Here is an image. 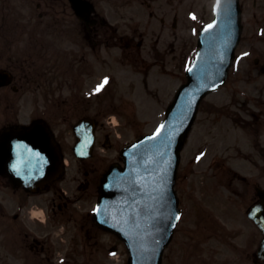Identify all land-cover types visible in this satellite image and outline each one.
Returning a JSON list of instances; mask_svg holds the SVG:
<instances>
[{
    "label": "flooded vegetation",
    "instance_id": "af4514ba",
    "mask_svg": "<svg viewBox=\"0 0 264 264\" xmlns=\"http://www.w3.org/2000/svg\"><path fill=\"white\" fill-rule=\"evenodd\" d=\"M85 1L80 18L70 0H0V137L35 118L56 115L65 89L70 92L65 100L73 102L69 112L74 111L75 96L86 101L76 86L90 83L96 65L103 71L111 68L108 60L123 66V58L134 54L170 53L174 44L167 37L179 28L187 2ZM60 37L67 38L68 48L59 46ZM143 65L132 67L129 76L141 74L148 84L152 66ZM29 101L35 109H29ZM101 160L97 154L94 161L72 160L70 187L56 181L30 191L8 171L0 174V264H98L107 259L105 231L91 221L88 208L104 174Z\"/></svg>",
    "mask_w": 264,
    "mask_h": 264
},
{
    "label": "water",
    "instance_id": "95a60500",
    "mask_svg": "<svg viewBox=\"0 0 264 264\" xmlns=\"http://www.w3.org/2000/svg\"><path fill=\"white\" fill-rule=\"evenodd\" d=\"M239 20L238 0H220L215 24L201 34V49L188 70L190 82L168 109L166 121L155 134L126 150V168L114 170L103 184L97 219L127 241L132 252L130 264L161 263L162 251L177 222L173 182L182 139L195 118L205 89L222 84L227 77L239 42ZM39 130V126L35 127L24 139L36 148L48 151L39 143L47 142L44 130ZM44 153L42 160H48L50 154ZM39 164L43 169L46 163L33 162L37 171ZM26 172L28 169L21 168L20 180L28 176ZM31 172L32 176L34 169ZM253 216L264 231L263 204L254 208ZM260 255L264 257V243Z\"/></svg>",
    "mask_w": 264,
    "mask_h": 264
},
{
    "label": "rangeland",
    "instance_id": "374dc122",
    "mask_svg": "<svg viewBox=\"0 0 264 264\" xmlns=\"http://www.w3.org/2000/svg\"><path fill=\"white\" fill-rule=\"evenodd\" d=\"M33 11L34 8L31 7V12L33 13ZM187 24L189 27L194 23H189L188 20ZM194 25L197 26V23ZM199 26L200 25L197 27ZM196 32V27H190L188 28V35L187 32L184 33V31H182L183 36H179L178 34V37H172L171 40H175L174 47L165 58L153 51L145 53L146 57L148 58V62L152 64V62L156 60L158 65L154 66L155 69H153L154 72L148 80L149 88L146 89V93L143 89L147 88L148 86L143 88L141 87L142 83L140 80L137 81L136 95L141 100L135 101V104L137 105V112L134 113V116H132V114L130 115V113H132V109H130L128 111L129 116H125L123 119L124 125L122 127L123 132L120 134L121 139L118 143L119 148L124 146L126 143L135 140L143 133L151 131L156 125H158L157 123L163 119L164 110L173 100L180 85L184 82L185 68L191 63L195 51L198 48ZM246 50L247 48L243 39L238 49L235 65L230 72V76L226 85L216 91H213L209 97H207L210 101L217 100L220 104L225 103V107L230 106L232 109L241 110L243 113L242 121H244V117L248 115L247 112L242 110L245 109V103H249L248 96L252 95L255 97L258 93H262L261 96L264 98V77H261L263 79L256 83L250 80V77H255V75L260 73V71L258 68L253 67V62L251 64L252 58H249L250 56H246ZM255 54L252 56H255ZM124 55L128 57L130 56L127 53H124ZM127 60L128 59H124L125 62H127ZM163 61H166V63L163 64ZM106 62H109L111 69L118 75V77L123 79L122 81H125L122 82L123 86H125L126 80L129 76L127 72H130L132 67L122 66L110 60ZM140 64H142V62H140ZM159 64H161V66ZM250 68L255 69V71H250ZM164 71L165 77H163ZM124 73L125 76L123 75ZM139 77H142V75ZM99 79L100 75H98L92 83L99 81ZM139 87L142 89L140 90ZM92 88L93 84L91 90ZM152 89H154L156 93L157 91L161 93L154 97ZM126 90H124V92H126ZM120 93H118L116 96L115 103L116 101H121V95H123V93ZM231 99L236 100V102H231ZM69 103V105H60L59 113L61 116L66 113L64 109H68V107L73 102L70 101ZM118 104L119 103H116L117 106ZM150 107L154 108V111L149 117L147 116V113ZM82 108L83 102H81V109ZM81 115V113L76 112L74 117L70 118L69 121L59 117L57 119L59 122L57 123V126L59 128L67 127L70 121L75 119L76 122ZM215 116L216 114L212 115L203 111L198 114L196 123L181 152L183 164L185 163L186 159H192V157L197 153L196 147H202L204 144H206L205 141L207 144H212V137L222 136L221 133L218 132L219 130L226 132L223 131V129L228 127L230 119L223 118L220 122V127L214 123ZM144 119L147 122L143 121ZM66 121L67 123H65ZM227 143L231 147L230 154L232 155V158H230L229 162L225 164V169H222V173H229L231 175L237 174L239 177L245 176L249 180L247 189L251 191L250 196L254 198L256 196V184L258 183L264 186V178H261V173L264 170V159L260 158L258 150L255 149L252 152V159H247V157H245V154L248 151V146L246 144V140L244 139V134L241 135L240 133L239 137L235 134L234 140L231 139L230 141H227ZM200 150L201 148H198V151ZM222 150H224L223 155L227 154V148L225 145L221 151ZM212 155L213 152L211 153V156ZM211 156L206 161L201 160L199 163H193L190 166L193 176V183L190 185L187 181L186 188H188L190 194L195 200L198 199L199 201H207L206 199L208 197L206 196L203 197L205 199L200 198L199 195L202 194L200 191H204L208 185L210 186L211 184L215 183V181L210 177V173L212 172ZM228 168H230V172L228 171ZM233 183H235L236 189L241 187V182H239L238 179ZM188 190L183 189V197L181 196L182 208L185 212L187 210L188 203L191 202V199L188 201ZM237 196L238 195L236 194L235 198ZM214 202H216V198L213 195L210 200V204L213 205ZM245 202L246 201H242L239 208L246 210L247 205ZM190 211L193 213V215L195 214L193 209ZM193 215L191 216V219L188 223L181 224L177 237L164 253L162 264H233L234 261V264H239L242 260L240 257L242 249L245 247L247 250L252 251L254 248V245L249 246L251 241L250 237H252L253 232L256 231L252 224L248 223L250 226H247L246 229H243V226H240L238 223L235 224L236 220H234L232 221L231 225H228V229L225 228V230L222 229L215 233L212 231L214 227H210L205 230L200 227V225L195 224L196 218ZM233 217L238 219L236 214ZM212 232L213 236L211 238H207V236ZM231 232L234 233V238L232 237ZM238 233L239 235L235 236V234ZM105 240L107 241L108 245L111 243V241L113 243L117 242L119 244L120 260L115 258H110V260L113 261L114 264L117 262L119 264H127L129 253L126 249V246L124 244H120L113 235H105Z\"/></svg>",
    "mask_w": 264,
    "mask_h": 264
},
{
    "label": "snow or ice",
    "instance_id": "6c2138e0",
    "mask_svg": "<svg viewBox=\"0 0 264 264\" xmlns=\"http://www.w3.org/2000/svg\"><path fill=\"white\" fill-rule=\"evenodd\" d=\"M107 83H108V81H107V79H105L104 82L97 87L96 91H100L104 87V85H106ZM176 219L178 220V219H180V217L177 216Z\"/></svg>",
    "mask_w": 264,
    "mask_h": 264
}]
</instances>
